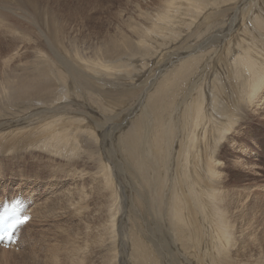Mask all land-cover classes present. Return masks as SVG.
Masks as SVG:
<instances>
[{
	"label": "bare ground",
	"instance_id": "bare-ground-1",
	"mask_svg": "<svg viewBox=\"0 0 264 264\" xmlns=\"http://www.w3.org/2000/svg\"><path fill=\"white\" fill-rule=\"evenodd\" d=\"M0 1H4L0 4L10 7L12 14L20 8L25 12L23 0ZM43 1L48 3L47 0H27V6L34 10L37 22H33L26 30L25 27L10 21L9 14L0 11V41L7 43L9 55L12 56L8 61L0 56V149L3 153L8 151L18 157L13 158L16 161L14 167L17 168L18 178L12 183L24 182V185H18L19 190L15 193L9 192L6 184L0 186V190L5 191L2 201L4 198L28 194L36 203L38 195L34 188L42 178L90 177L92 180L100 179L103 185L108 183L110 179L107 177L106 161H110L111 165L115 162V157L108 152H101L100 164H97L95 159L89 160L88 157L97 136L105 130L109 111L91 103L93 101L122 103V98L111 100L105 95L106 92L101 90V85L100 88L96 84L91 87L93 80L90 78L93 72L87 70L91 68L90 62H96V65L99 63L98 60L106 62L109 59L115 62L116 56L123 55L112 65L113 68L119 69L126 66L121 63L124 59L133 60L134 55H131L138 51L136 45L144 47L147 53L152 50L153 55L160 56L165 53L171 42L185 35L188 26L192 31L190 33L192 38L190 43L188 42L191 50L189 53L192 56L175 62L167 73H160L155 90L150 92L149 89V95L146 96L145 109L155 120L154 125L149 126L148 130L149 120L147 122L143 118L144 115L140 117L137 115L135 119L128 115L126 119L131 125H124L121 136L118 135L119 140H122L120 142L123 148L122 166L136 172H132V178L136 180L137 187L129 183L127 171L122 168L120 174L123 178L118 179L119 185L114 182L110 189L112 201L109 198L108 201L113 205L112 214L116 218L119 207L115 199L119 198V186L124 188V192L119 219L111 223V214L106 212L105 215L109 225V230L105 232L106 241L110 250L115 251L109 258V264H126L127 261L124 260L126 257L129 264H206V261L208 264H243L242 257L235 258L233 248L239 243L251 245V241L247 240L241 226L240 231L235 233L236 237L230 235L234 226V214H239L240 211L234 209L235 194L228 189L249 192L254 186L241 184L254 178L259 179L258 182H264V174L258 173L254 177L253 174L242 173L237 165L232 167L233 164L228 157L232 154L233 147L241 144V138H244L248 146L254 141L250 147H253L255 153L260 151L258 145L260 141L264 155V141L260 134H256L258 129L264 128V121L258 124L264 115V111L259 109L264 100V55L259 53L264 46V40L261 39V36L264 37V15L261 13L254 15L256 9H251L247 14L255 16L252 19L254 25L261 27L258 52L249 44L250 29L246 30L247 27L244 26L243 31L241 24L239 26L233 21L230 26L229 21L227 23L224 20L228 14L235 18L234 10L238 11L241 4H248L251 0H122L121 13L120 11L116 13L123 19L122 27L118 24L115 37L101 41L96 54L93 55L95 58L89 59V55L80 51L76 45L73 50L71 49L73 37L69 36L70 32L63 24V20L55 10H51L50 5L43 4V10L39 8ZM16 6L20 8H15ZM219 10H223V15ZM16 16L23 15L16 13ZM172 25L179 29L180 36L172 37V31H175ZM206 27L207 31L204 32ZM27 32L30 35H27ZM36 34L41 35L46 42L53 36L54 45H51L48 51L37 48L23 52L28 56L33 55L29 64L13 63V59L23 60L28 57L21 54L19 49L25 45V39L28 41ZM214 35L215 39L211 40ZM188 36L189 34L183 39L184 42ZM74 42L76 44L75 40ZM100 55L107 59L101 58ZM229 59H233L237 74L239 69L241 70V76H232L233 84L229 80L220 82V78L216 81L215 78L222 68L218 66L219 70L216 69L212 73L210 63L213 60H216V63H227ZM157 61L153 63L156 64ZM102 63L100 62L101 65ZM87 71L89 73L86 75ZM216 82L224 91L218 89ZM195 94L196 96L192 98ZM190 98L192 100L185 104V100ZM233 100L238 101V105L231 104ZM59 104L62 106L58 107ZM178 110L181 112V119L176 117ZM118 115H122V111L118 112ZM90 122L95 124L96 136L92 135L94 131L85 127ZM178 123L185 126L181 128ZM122 125L123 120H120L116 133ZM146 129L150 134L147 142ZM180 139L187 142V171L184 175L177 174L174 178H166L162 172L173 159L175 144ZM148 142L152 148L150 161L144 158L141 151V147L148 146ZM239 154L243 155V150ZM12 171L10 163H5L4 167L0 168V182L7 181L6 176ZM111 172L113 173L112 170ZM231 184L237 185L228 187ZM28 185L34 186L32 189L26 187L33 192L32 194L23 190ZM47 186L53 187L51 183ZM104 188L102 185L101 188H97L102 194L101 198H106L103 194ZM72 190L68 188L62 194L52 191L50 196L45 194L39 211L33 203L28 212L32 219L22 227L20 240L23 238L24 241L25 232L27 233L31 225L35 224V216L39 213V225L43 227L34 238L42 236V243H45L50 230V225L47 229V223L51 221L52 224L53 222L56 224L54 232V224L51 229L55 240L59 241L60 238V241H63L61 245L51 246L53 259L63 257L64 264H94L93 257L85 261L79 254L81 246L75 235L65 237L69 233L64 234L60 231V218L64 214H59V211L66 210L69 206H75L76 211L85 206L89 208L88 205L80 203L88 199L87 191L84 188ZM147 192L149 194L145 195ZM142 198L147 199L148 204ZM245 199L240 202L244 204ZM27 204L25 201V206ZM241 212H244V218L247 220L246 217H249L250 213ZM251 216L253 217V214ZM89 218L85 226L87 230L85 239L90 235L89 230H92L91 215ZM130 220L132 226L129 228H134L132 233L134 235L127 238L131 233H126L125 237L121 227ZM250 223L257 229V224L251 221ZM146 227L147 230L154 228L156 234H160L164 229L167 234L168 229L170 257L159 250V243L163 242L164 238L155 237L154 240L153 237L147 236V241L143 234ZM218 227L220 234L225 236L218 241L215 250L212 235L214 229ZM118 234L119 241L116 243ZM257 238L260 241L259 237ZM30 241L27 243L30 246L25 247L28 254L26 256L30 259L28 264H53L51 259L45 256L44 250L39 248L41 244L35 242L36 244L32 245ZM90 241L100 246L106 243L101 234H97L95 238L92 236ZM253 243L256 245L257 241ZM20 244L21 241L18 245ZM257 244L261 248L264 247L262 242ZM155 248L157 251H154ZM101 264L106 263L104 261ZM246 264H264L263 249L257 253V263L249 261Z\"/></svg>",
	"mask_w": 264,
	"mask_h": 264
},
{
	"label": "rangeland",
	"instance_id": "rangeland-1",
	"mask_svg": "<svg viewBox=\"0 0 264 264\" xmlns=\"http://www.w3.org/2000/svg\"><path fill=\"white\" fill-rule=\"evenodd\" d=\"M23 1L25 2V12L20 7H18V6L15 7V8H20V10H18L16 12L17 15H23V16H16V13H13V14L10 13V7L7 5H4V4H0V6H1L0 11H2L3 13L9 14V20L10 21H12L13 23H15L21 27H25V30H26V28L30 27L33 22H37V20H35L36 16L34 17V14H33L34 10H31L28 8L27 3H26L27 0H23ZM47 1H48V3H45V1H43L41 4H39L40 5L39 8L43 10V8H42L43 4L44 5H50L51 10L56 11V13L60 16L61 20H63L62 21L63 24L67 27L68 31L70 32L69 36L73 37V44L71 46V49L73 50L74 45H76L77 48L80 49V51H83V52H85V54L89 55L88 56L89 59L95 58L93 55L96 54L98 44L101 41H103L104 39H109L111 37H115L118 24H121V27L123 24L121 22L123 19L119 18V16H118L119 14L118 15L116 14L119 11L121 13L122 6H120V5L123 3L122 0H50V1L47 0ZM1 2H4V1H0V3ZM150 2L151 1H149L148 3L151 4ZM251 9H253V10L256 9L255 10L256 13L254 15H256L257 13H261L262 15H264V1L263 0H261V1L260 0H251V1H249L248 4H241L240 9L238 11L234 10L235 13L233 15L235 16V18H233V16H231V14H228L227 15L228 20H227V17L224 20H226V22L229 21V23L228 22L227 23L230 24V26H231L232 22L234 21L235 24H237V25L241 24L242 30L245 27H247L246 30L250 29L251 35L249 38V44L259 52L258 42H259V38H260L259 32H260L261 27L258 28L257 25H254L255 23L253 22L252 19H254L255 16H253V15H252L253 17L251 15L247 16V14L249 13V11ZM215 10L216 9H214V11ZM219 12H220V14L222 13L221 15H223V13H224L223 10H219ZM111 19H112V21H111ZM15 20L18 22H16ZM224 20H223V22H224ZM246 22H247V24H246ZM250 22H253V24ZM48 25H49V23H48ZM248 25H249V28H248ZM172 27H173V30H175V31H172V37H175L176 35L180 36L181 32L179 31V29H177V27H175L174 25H172ZM207 28L208 27H206L204 29V32L207 31ZM222 32H223V30H221L220 36H222ZM190 33H192V31L189 29L188 26H186L185 35L183 37H180L179 40H175L174 42H171L172 43V44L170 43L171 47L168 45L169 47L166 48L165 53L160 54V56L159 55H153L154 52L152 50L150 51V53L149 52L147 53V51L144 47H142V46L140 47V46L136 45L137 50L139 51V52L138 51L136 52L137 55L135 53H133L131 55V56L134 55L132 57L133 60L124 59V61H122L121 63H122V65H126V66L121 67L119 69L113 68L114 66H112V65L115 64L117 59L123 55L116 56L115 62L112 60L110 61L109 59L105 58L103 55H100L101 58L107 59L108 61L104 62V60L103 61L98 60V62H99V63H97L98 65L95 64L96 62H90L91 68H89L87 70H89V71L91 70L93 72L91 75L92 79L90 78L91 81L93 80L91 87H94V84H96L97 87H99V88L102 86L101 90L105 91L106 92L105 95L111 100H114L116 98L118 99L119 97L122 98V103L121 102L104 103V102H96V101H93L91 103L94 106H99V107L109 111V116L107 118L105 130L101 135L97 136V140H96L94 146L91 148L88 159L89 160L95 159V160H97V164H100V163H102V160L100 159V153L101 152H108V153L112 154L115 157V162L111 163V165H110V161H106L107 162L106 165L108 168L107 169V177H109L110 181H108V183H105L103 185V182H101L100 179L99 180H92L90 177H85L82 179H80V177H71L70 178L69 176H62V177H55V178H53V177L42 178V181H40L38 183V186L36 188H34V189H36L35 192L38 195L36 197V199L38 198L36 200L37 202L35 203L34 202L35 199L30 198L31 195L26 194L29 197L25 196V198L29 200V203L27 205L26 210L30 211L29 207L33 206V203H35L34 207L36 206L35 208L39 211L40 205L45 200V194H47V196H50L52 194V191H58L57 192L58 194H62L68 188L71 190L73 189L72 191H76L77 189L84 188L87 191L88 199H85V200L81 201L80 203L88 205L89 208H86V206H85L83 209L76 211L75 206H72V207L69 206V208H67L66 210L59 211V214H64L60 218V220H61L60 231L64 234L69 233V235H65V237H68L71 234L76 236L77 241L79 242V244L81 246L79 254L85 259V261H87L88 259L93 257L94 264H101L104 261L106 264L110 263L109 258L112 257L111 254L114 253L115 251L110 250L111 248L106 241V233L105 232L107 230H109V227H108L109 225H107L105 215H106V212L111 214V216H110V220H111L110 222L111 223L113 221H115V219H116V221L119 219V216H120L121 211H122L121 200H122V194L124 192V188L119 186V192H118L119 198L115 199V202L119 207V212H118L117 218H116V216H114L112 214V209H113L112 203H110L108 201V198L111 200V195L109 194L110 189L112 188L114 182H115V184L119 185L118 179L123 178L122 175L120 174V172L123 170L122 168H125L127 171L126 173H127V178L129 180V183H131L132 185L137 187V185L135 184L136 180L132 178V172H135V171L134 170L131 171L127 167L122 166V162H121L122 151L121 150L123 148H122L121 143H120L122 140L121 141L119 140L120 139L119 136H121L124 125H131L127 122L128 119H126L128 115L130 116L131 119H135L138 116L140 117V116L144 115L143 118L147 122L149 120L148 123L146 122L147 124H149V125H147L148 130H149V126L152 127L154 125L155 120L152 118L150 112L147 111V109H145L146 96L149 95V89H150V92H153L155 90V87L157 86L158 81L160 80V78H159L160 73L161 74L167 73L170 69H172V67L177 62H180L182 59H184V60L188 59L192 56V54L189 53L191 51L189 49V43H190L189 41L192 38V34H190ZM188 34H189L188 39L186 42H184L183 39ZM27 35H30V33L27 32ZM214 37H215V35L212 37L211 40H214L215 39ZM261 39L264 40V37L261 36ZM74 40L76 41V44H75ZM77 41H78V43H77ZM176 43H177L178 47H176ZM174 44H175V46H174ZM51 45H54L53 36H51V39L49 42H46V40L41 35L36 34V35H33V37L31 39H29L28 41H26V39H25V45L23 44L19 50H21L20 51L21 54H25V56H28L27 53H23V52H26L27 50H35L37 48H41V49L48 51L49 47ZM22 47H25V48L22 49ZM138 47H140V48H138ZM179 47H180V49H179ZM179 50H182V51H179ZM260 50H261V52H259V53L261 55H264V46ZM151 54H152V56H151ZM138 55H139V57H137ZM143 55H145V57L146 56H148V57L145 58ZM169 55H170V57H169ZM0 56L2 58H5L7 61L9 59H11V57H12L11 55H9V48H8L7 43L1 42V41H0ZM32 57H33V55H29L27 58H25L23 60L13 59L12 62L15 64H29L31 61L30 59ZM166 57H168L169 59L167 60ZM134 58L135 59L137 58L136 62H135ZM217 58H216V60H217ZM144 60H146L147 63H146V61L144 62ZM216 60L215 61L213 60L210 63V65L212 66V69H211L212 73L216 69H218V66H220V68H222V71H220L218 69L219 74H217V77L215 78L216 81H218L220 78V82H221V80H224V81L229 80L233 84L232 76H236V75L241 76V70L239 69V73L237 74V72L234 68L233 59H229L227 63H224V62L216 63L217 62ZM151 61H152V63H151ZM153 61H154V63H155V61H157V63L154 64ZM100 62H103L102 65L100 64ZM173 62H174V64H173ZM85 63H89V62L85 61ZM108 64L110 66H108ZM103 65H106V66H103ZM95 66H97V67L95 68ZM111 66H112V68H111ZM99 70H101L102 72L100 73ZM94 71H95V73H94ZM127 71H128V73H127ZM142 72H144V74ZM88 73L89 72L87 71L86 75ZM94 74H95V76H94ZM93 78L94 79L97 78V79L94 80ZM137 78H140V80L141 79L142 80L140 81ZM134 82H136V83L134 84ZM216 85H217L218 89L222 90V88L218 82H216ZM222 91H224V90H222ZM194 93H195V91H193V94ZM195 96H196V94L193 95L192 98H194ZM192 98L188 99L189 101L185 100V104L190 102L192 100ZM144 100H145V102H144ZM233 101H234V103H232ZM233 101L230 103L233 105H236V104L238 105V101H235V100H233ZM143 103H145V104H143ZM59 106H62V104H59L58 107ZM259 109L264 111V100L262 101V105L260 106ZM120 111H122V115L119 116L118 112H120ZM178 111L179 112L177 113L176 117L181 119V117H182L181 112H180V110H178ZM139 113L141 115H139ZM120 120H123V125H122V128L120 129L121 131L119 130L118 133H116L118 130V122ZM261 121H264V115L258 121V124ZM178 126L182 128L185 125L183 123L182 124L178 123ZM85 127H88L90 130L94 131V134H92V135L96 136L95 124L90 122L89 124L85 125ZM147 129H146V138H145L146 142L148 141V137L150 136L149 131ZM85 132H87V131H85ZM82 134L84 135V132ZM256 134H260L261 139L264 141V128L261 127L260 129H258ZM70 139H71V142L73 145V140L71 137H70ZM240 143L241 144L239 146L233 147L232 154L228 157L229 160L233 164L232 167H235L237 165L238 168L240 169V172L250 174V175L253 174L254 177H256L255 174H258V173L264 174V166H262V164H264V155H263V151H262L263 150L262 143L260 141L258 142V145L260 148V151L258 153L253 152V150H252L253 147H250V146H253L254 141H251L249 143L250 146H248L246 141L244 140V138H241ZM147 145L149 147L146 145L142 146L141 151H142L144 158H146L148 161H150L152 159V155H151L152 148H151L149 142L147 143ZM118 147H120L119 150H117ZM241 150H243V155L239 154V152ZM13 158H18V157L13 156L8 151H5V153H3L0 149V168L4 167V164L7 162H9L10 166L13 168V171L10 172L8 174V176H6L7 181L0 182V186L5 185V184L8 185V191L11 193H15L17 190H19L18 185H24V182L22 183L20 181L18 182L19 184H13L12 183V182H14L15 179L18 178L16 175V173L18 172L17 168L14 167V164L16 161ZM19 159H21V158H19ZM255 159H257V160H255ZM116 161L118 163H116ZM114 163L116 166L114 165ZM108 164H109V166H108ZM119 165H121L120 166L121 169L118 168ZM111 170L113 171V173L111 172ZM185 171H187V142L185 140L180 139L175 144L173 159L169 162L168 168L165 169L162 173L166 178H168V177L174 178L175 175H177V174L184 175ZM152 173L153 172H151V175H152ZM225 175L226 174H224V176ZM256 179L257 178H254V180H247L241 184V185H245L248 187L254 186L253 189L249 192L237 191V192H240L238 194L235 189H228V191L231 190L232 194H235V199H234L235 202L233 201V204L235 206L234 209L240 211L239 214H234V218H233L234 226H233V229H232L230 235H231V237L232 236L236 237L235 233L240 231V226H241L243 234L246 236L247 240L251 241V245H249L248 243H239L238 245H236L233 248V253L236 254L235 258H241L242 257L241 262L243 264H246L249 261L253 262V263H257V253L260 252L261 249H263V251H264V247L261 248V246L257 244V243L262 242V244L264 246V182L259 181L260 182L259 183L258 182L259 179H257V180ZM48 183H51V185H53V187L49 188V186H47ZM42 184L44 186H42ZM260 184H261V186H260ZM101 185L105 186V188H104L105 190L103 189V194L106 195V198L100 197V195H102V194L98 191L97 188H101ZM236 185L237 184H231L228 187H230V188L236 187ZM26 187L28 189H32L34 186L28 185V186H25L24 189H23V187L21 188V189L28 191L29 193L32 194L33 192H30V190L26 189ZM234 192H236L237 194ZM4 193H5V191L3 189H1L0 190V199H2ZM148 194H149L148 192L145 193V195H148ZM236 195H237V198H236ZM246 195H248V197ZM246 197L249 199H247ZM142 199H144V198H142ZM243 199H245L244 204L242 202H240V200L242 201ZM144 200L148 204V200L147 199H144ZM238 200H239V202H238ZM138 205H140V203ZM109 210L111 211V213ZM241 211H246L247 213H250L251 215L253 214V217L256 220L253 219V217L250 214L248 215L249 217H246L247 218V220H246L244 218V215H243L244 212L242 213ZM89 214L92 217V230H89L90 235H88L87 238L85 239L84 237H85L86 232H87L85 226H86L87 221L90 219ZM69 215H71V217H68ZM38 216H39V213H37L35 216V224L31 225V227L29 228V231L27 233L25 232V236H23L24 241H22L23 240V238H22L20 245H18V246L16 245V246L12 247L11 249L0 248V264H28L29 258H27V256H26L27 252L25 251V247L30 246L27 243L31 239L32 240L30 241V244H32V245H35L36 243H38V245L41 244L39 248H42L44 250L45 256L50 258L53 264H64L65 263L63 257H60L58 259H53L52 253L50 251V248L52 245L57 246L58 244L61 245L63 243V241H60V238H59V241H56L54 235L52 234V231H51L52 225L53 224L55 225V226H53V232L56 228V224L54 222H53V224L51 221L49 223H47L48 224L47 229H49V225H50V230L48 231V239L45 243H42V236L37 237V239L34 238V235L39 230H41L43 227V225L42 226L39 225L40 218H38ZM43 220H45V218H43ZM107 220H108V218H107ZM250 221L257 224L256 225V226H258L257 229L254 228V224L250 223ZM136 222H138V221H136ZM131 223L132 222L130 220L129 222H126L121 227L122 231L124 232L125 237H127L126 233L127 234L131 233L127 238H130L131 235H134V234H132V233H134V228H129L132 226ZM128 225H130V226H128ZM131 229H133V230H131ZM219 229H220L219 227L215 228L214 233L212 235V243H213L215 250H217L218 241H220L225 236L224 234H220ZM250 230H253V231H250ZM130 231H132V232H130ZM162 232H164V233L162 234ZM162 232L160 234H156L154 228H152V229L149 228V230H147V227H146V229H144L143 234L146 237V239H147V236L153 237L154 240H155V237L157 239H159V238L163 239L164 238L163 242L159 243V250H161L165 254V256L170 257L169 255H171V253H170L171 252V243H169V241H170L169 235H167L168 229H167V234H165V229ZM254 233L257 234V237H259L260 241L258 240V238L256 237V234H254ZM41 234H43V233H41ZM97 234H101V238L103 240H105V242H106L105 245L100 246L99 244L90 241L91 237L93 236L95 238V236ZM239 234L238 235L241 236V239H242L241 233H239ZM26 241H27V243H26ZM118 241H119V234H118L115 242L118 243ZM147 241H148V239H147ZM253 241L255 243L257 241L256 245L253 243ZM56 242H58V243L56 244ZM150 243L153 244L152 242H150ZM156 249L157 248H155L154 251H157ZM168 252H169V254H168ZM245 253H246V255L244 256ZM124 260L127 261V263L129 264L128 257H126ZM124 260H123V262H124ZM29 261H30V259H29ZM205 263L208 264L209 262L206 261Z\"/></svg>",
	"mask_w": 264,
	"mask_h": 264
},
{
	"label": "snow or ice",
	"instance_id": "snow-or-ice-1",
	"mask_svg": "<svg viewBox=\"0 0 264 264\" xmlns=\"http://www.w3.org/2000/svg\"><path fill=\"white\" fill-rule=\"evenodd\" d=\"M30 219H31V217L25 215L22 220L21 219H17L16 222L12 225V227H15L17 224L27 223L28 220H30Z\"/></svg>",
	"mask_w": 264,
	"mask_h": 264
}]
</instances>
